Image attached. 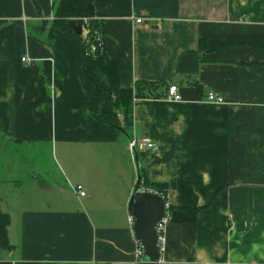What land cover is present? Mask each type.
I'll return each mask as SVG.
<instances>
[{
  "label": "crops",
  "instance_id": "obj_1",
  "mask_svg": "<svg viewBox=\"0 0 264 264\" xmlns=\"http://www.w3.org/2000/svg\"><path fill=\"white\" fill-rule=\"evenodd\" d=\"M55 1L0 0V208L13 245L0 264H135L133 188L105 153L118 140H86L81 51L50 35ZM95 11L121 87L163 81L182 97L132 104L131 137L158 144L139 158L149 180L167 183V206L201 208L195 222H166L157 264H264V0H95ZM26 143L49 146L69 184L62 198L50 174L10 176L23 173ZM120 150L132 152L127 137ZM19 186L34 192L29 204L12 198Z\"/></svg>",
  "mask_w": 264,
  "mask_h": 264
},
{
  "label": "trees",
  "instance_id": "obj_2",
  "mask_svg": "<svg viewBox=\"0 0 264 264\" xmlns=\"http://www.w3.org/2000/svg\"><path fill=\"white\" fill-rule=\"evenodd\" d=\"M81 23L87 33L77 34L71 21ZM44 23L39 28L44 30ZM50 35L57 33L78 44L85 74V97L87 106L86 140L112 142L118 140L125 130L131 136L133 125L132 104L136 98H159L165 94L167 82L142 81L134 87H121L119 62L110 58L104 49V28L96 17L95 0H56L54 19L48 26ZM203 47V44L200 45ZM166 95V94H165ZM138 158L144 154L137 151ZM140 160V159H139ZM142 187L150 188L167 198L165 182L149 180L141 166ZM200 207L168 205L169 220L192 223L197 220ZM9 214L0 208V249L10 251L13 245L8 238ZM15 264H59L56 262L18 261Z\"/></svg>",
  "mask_w": 264,
  "mask_h": 264
},
{
  "label": "rangeland",
  "instance_id": "obj_3",
  "mask_svg": "<svg viewBox=\"0 0 264 264\" xmlns=\"http://www.w3.org/2000/svg\"><path fill=\"white\" fill-rule=\"evenodd\" d=\"M86 33L87 30H85L84 34ZM124 143L126 144V137L124 136V134H120L118 141L112 144L113 148H106L105 153L108 155L107 159L109 161H112V170H115L117 172V175L114 178L117 179L118 183H120L122 187H126V184L124 183V177L121 174L122 172L119 171V166L116 165V163L112 160L113 153H115L116 155L118 154L119 157H121L120 164L122 166V169H127V180L133 188V180L135 184L137 179V169L131 151L124 153V156L121 155L122 150L120 149H122ZM20 150L21 156H19L15 160L21 163L18 165V167L23 168V173L18 174L19 172H12L10 173V176L28 178L26 176H31L32 174L33 176H36L37 174H41L42 177L45 176L47 178L50 174L52 176L51 181L54 182V186H56L55 192H51V195H54L57 198H62V188L68 189L69 184L66 182L65 177L61 175L59 164L54 162V157L51 155L49 146L45 143H26L23 145V147L20 148ZM53 176H55V179H53ZM10 191L11 196L14 200L18 198L21 200L24 199L25 203H28L29 201H31V199L33 200L31 196L33 197L34 192L27 189V186L26 189H23V187L20 186L19 188L14 187L11 188Z\"/></svg>",
  "mask_w": 264,
  "mask_h": 264
},
{
  "label": "water",
  "instance_id": "obj_4",
  "mask_svg": "<svg viewBox=\"0 0 264 264\" xmlns=\"http://www.w3.org/2000/svg\"><path fill=\"white\" fill-rule=\"evenodd\" d=\"M74 31L77 34L83 33L81 23L71 21ZM128 141L132 137L123 130ZM133 158L137 169V179L131 191L128 201V212L134 218L133 233L135 240L143 248L142 260L139 264H155L161 254L160 237L156 226L166 216V199L155 191L142 187L141 165L136 149L132 150Z\"/></svg>",
  "mask_w": 264,
  "mask_h": 264
},
{
  "label": "built area",
  "instance_id": "obj_5",
  "mask_svg": "<svg viewBox=\"0 0 264 264\" xmlns=\"http://www.w3.org/2000/svg\"><path fill=\"white\" fill-rule=\"evenodd\" d=\"M135 21L137 23H140L143 21L141 17H136ZM85 32V29L83 28V33ZM23 60H26V58H23ZM166 99L169 101H179L182 99L178 87L175 84H172L169 86L168 92L166 94ZM206 101L208 102H213V103H222L224 102L223 97L216 95L213 92H210L206 96ZM129 148L131 150L136 149L139 151H155L158 149V144L153 141L150 137H141V138H136L133 137L132 140L129 142ZM73 189L77 192L80 193L81 196L85 195V191L83 190L82 185H75ZM130 222H134V218L130 215L129 217ZM169 220V215L168 212L166 213V216L159 222L156 226V231L159 234L160 237V248L162 250L163 244H164V227L166 222ZM142 255H143V248L141 245L138 243V248L136 250V263L139 264L142 260ZM160 258L155 262L157 264L159 262Z\"/></svg>",
  "mask_w": 264,
  "mask_h": 264
}]
</instances>
